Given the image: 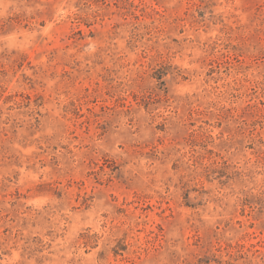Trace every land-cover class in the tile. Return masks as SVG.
Instances as JSON below:
<instances>
[{"label":"rangeland","instance_id":"374dc122","mask_svg":"<svg viewBox=\"0 0 264 264\" xmlns=\"http://www.w3.org/2000/svg\"><path fill=\"white\" fill-rule=\"evenodd\" d=\"M0 264H264V0H0Z\"/></svg>","mask_w":264,"mask_h":264}]
</instances>
